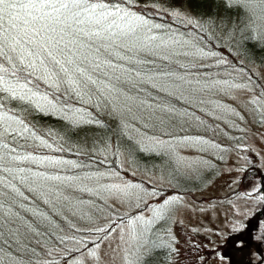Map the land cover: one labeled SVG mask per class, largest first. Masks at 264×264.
Masks as SVG:
<instances>
[{"label": "trees", "instance_id": "1", "mask_svg": "<svg viewBox=\"0 0 264 264\" xmlns=\"http://www.w3.org/2000/svg\"><path fill=\"white\" fill-rule=\"evenodd\" d=\"M105 3L131 16L118 21L122 27L137 16L146 24L115 42L91 41L76 31L88 24L56 25V34L35 36L22 47L27 58L21 67L31 73L25 98L0 92V145H8L0 148L7 157L0 161V264H63L94 249L135 214L110 211L94 183L108 186L106 177L124 179L129 172L156 173L152 164L161 153L149 141L169 135L153 131L163 125L155 111L200 120L192 85H256L254 69L264 68V0ZM52 35L72 50V64L65 56L55 65L40 48ZM32 50L39 58L28 55ZM28 60L37 71L26 68ZM3 65L14 67L7 60ZM135 182L147 194H159L144 180ZM260 182L264 186V177ZM160 243V255L151 251L137 264H165L171 253Z\"/></svg>", "mask_w": 264, "mask_h": 264}, {"label": "rangeland", "instance_id": "2", "mask_svg": "<svg viewBox=\"0 0 264 264\" xmlns=\"http://www.w3.org/2000/svg\"><path fill=\"white\" fill-rule=\"evenodd\" d=\"M254 73L257 83L247 87L230 89L222 80L200 90L192 85L200 120L155 111L163 125L153 131L169 135L149 141L161 153L152 164L156 173L94 183L110 211L134 212L132 220L63 264H137L151 251L160 255V242L171 253L165 264H264V68ZM182 131L185 138L172 135ZM137 178L159 194L144 192Z\"/></svg>", "mask_w": 264, "mask_h": 264}, {"label": "snow or ice", "instance_id": "3", "mask_svg": "<svg viewBox=\"0 0 264 264\" xmlns=\"http://www.w3.org/2000/svg\"><path fill=\"white\" fill-rule=\"evenodd\" d=\"M126 18L131 19V16L119 7H110L105 0H0V92H7L10 99H24L27 95L25 89L26 85L31 83L28 79L31 73L25 75V67H21L25 65L27 58L22 47L26 43H34L35 36L48 32L56 34V25L59 24L71 28V20L76 24L91 25L86 31L83 28L76 30L88 40L115 42V37H130L146 24L145 20L137 16L133 23L122 27L118 21H124ZM61 40H56L55 35L48 36L47 42L39 46L55 65H62L61 58L65 56L69 57L66 63L72 64V50L60 47ZM16 54H19L18 63ZM28 55L39 58V53L35 50L30 51ZM5 60L13 63L11 70L4 67ZM40 66L48 72L44 60H40ZM26 68H31L33 72L38 70V66L31 60H28ZM63 71L67 73L68 69L63 68ZM9 73L11 78H14V83L11 82ZM3 100L4 97H0V107H3ZM7 147V144L0 145V148ZM6 158V155L0 154V161H5ZM167 203L168 201L164 202ZM235 243L238 246L242 242L237 240Z\"/></svg>", "mask_w": 264, "mask_h": 264}, {"label": "flooded vegetation", "instance_id": "4", "mask_svg": "<svg viewBox=\"0 0 264 264\" xmlns=\"http://www.w3.org/2000/svg\"><path fill=\"white\" fill-rule=\"evenodd\" d=\"M262 188L264 189V186H262ZM263 202H264V194H263ZM264 210V203H263V207L261 208V211L263 212Z\"/></svg>", "mask_w": 264, "mask_h": 264}]
</instances>
